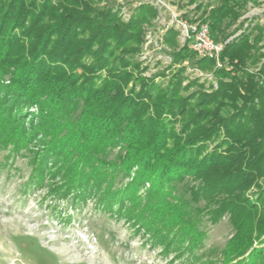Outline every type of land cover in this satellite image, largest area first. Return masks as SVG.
<instances>
[{
	"label": "trees",
	"instance_id": "16d2710c",
	"mask_svg": "<svg viewBox=\"0 0 264 264\" xmlns=\"http://www.w3.org/2000/svg\"><path fill=\"white\" fill-rule=\"evenodd\" d=\"M103 1L0 0V150L28 157L22 192L44 189L66 221L64 202L91 203L172 264H264V188L248 195L264 178L262 29L226 43L215 67L169 28L173 62L216 87L182 65L156 82L135 56L157 10L140 4L123 22ZM257 1L218 0L213 40ZM225 215L231 237L206 249L200 226Z\"/></svg>",
	"mask_w": 264,
	"mask_h": 264
},
{
	"label": "rangeland",
	"instance_id": "374dc122",
	"mask_svg": "<svg viewBox=\"0 0 264 264\" xmlns=\"http://www.w3.org/2000/svg\"><path fill=\"white\" fill-rule=\"evenodd\" d=\"M143 2L157 10L155 18L143 26V39L151 29L161 31L163 21L169 19V11L164 6L161 7L160 2L172 11H188L189 14L205 19L209 11L218 4V0H104L100 6L108 5L119 9L121 20L126 22L129 18L126 20L124 14L130 17L138 3ZM254 25L262 29L263 37L259 46L263 47L264 52V0L247 3L240 17L227 30V37L220 42L225 45L238 39L249 33ZM143 42L144 40L139 51ZM160 43V54L172 57V51L163 38ZM178 46L181 47L179 44ZM135 58L137 59V54ZM263 61L264 58L258 67ZM140 65L142 75L152 77L156 82L164 81L156 76L158 72L168 74L170 66L179 68L182 65L189 79L197 78L200 82L211 83V73L200 71L188 61L184 65L174 63L171 59L167 66L157 63L151 68L152 71H149L148 65ZM256 70L254 68L251 71ZM212 81L214 82L213 77ZM31 111L35 112L34 108ZM6 155V150H0V264H172L161 258L158 250L144 246L139 236L131 235L126 225L115 223L108 214L94 210L91 203L74 209L65 207L64 202L60 208L66 210L64 214L63 210L61 212L64 217L69 215L70 220L56 218L51 205L46 206V202H42L44 189L30 190L27 194L22 192V185L29 174L28 157L19 155L7 158ZM259 187L264 188V178L257 181L248 195L252 196L251 193L256 192ZM181 189L182 185H178L175 193L178 194ZM202 205L199 204L200 207ZM200 230L205 234L203 245L206 249L214 247L220 250L232 234L227 215L216 224L204 221ZM261 246L264 249V243ZM215 264H221L219 254L215 258Z\"/></svg>",
	"mask_w": 264,
	"mask_h": 264
},
{
	"label": "built area",
	"instance_id": "2783aa9c",
	"mask_svg": "<svg viewBox=\"0 0 264 264\" xmlns=\"http://www.w3.org/2000/svg\"><path fill=\"white\" fill-rule=\"evenodd\" d=\"M140 3L138 4L140 5ZM160 4L161 7L164 6L165 9L169 11V19L168 21H163L161 31L151 29L145 34L143 45L137 53L138 62L141 63L142 66L148 65L149 71H152L151 68L157 63H160L162 66L169 65L172 57H165L160 54L162 50L160 42L165 31L169 28H173L178 33L177 41L181 47L187 43L196 58L206 57L212 59L215 63V67H220V54L224 45L221 42L214 41L210 36L209 24L205 17L200 18L193 13L189 14L188 11L183 13L172 11V9L164 3L160 2ZM157 6L159 7V5ZM124 15H126L127 20L129 15ZM183 63L186 65L187 61ZM187 71L189 72V70ZM209 81L216 87V84L212 81V77H209Z\"/></svg>",
	"mask_w": 264,
	"mask_h": 264
}]
</instances>
